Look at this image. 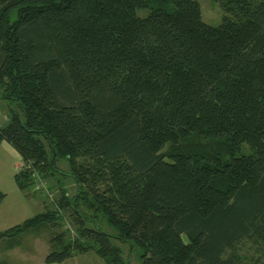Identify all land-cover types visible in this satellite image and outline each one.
Instances as JSON below:
<instances>
[{
	"label": "trees",
	"instance_id": "1",
	"mask_svg": "<svg viewBox=\"0 0 264 264\" xmlns=\"http://www.w3.org/2000/svg\"><path fill=\"white\" fill-rule=\"evenodd\" d=\"M214 1L216 27L195 0H0L15 183L42 193L65 160L76 188L0 231L8 249L68 210L47 264H131L113 240L140 264H264V0Z\"/></svg>",
	"mask_w": 264,
	"mask_h": 264
},
{
	"label": "rangeland",
	"instance_id": "2",
	"mask_svg": "<svg viewBox=\"0 0 264 264\" xmlns=\"http://www.w3.org/2000/svg\"><path fill=\"white\" fill-rule=\"evenodd\" d=\"M200 7L201 19L204 23L210 26H218L223 17V12L217 2L214 0H195ZM146 10H137L136 14L139 17L147 15ZM12 110L19 112L17 105L14 102L3 99L0 96V126H4L9 118ZM242 148H247L243 145ZM22 166V161L17 151L6 141L0 142V190L5 195L0 203V231H4L18 225L28 218L35 216L44 211L45 206H50V203L59 195V187H62L69 196L76 192V188L72 179L67 175V163L65 160H60L57 163V171L54 177H47L45 180L46 186L41 190L42 193H33L34 187L30 186L27 190L28 196L23 194L17 187L14 175ZM53 200V201H52ZM80 210L87 215H91L84 205L79 204ZM92 216V215H91ZM65 228H56L55 230L43 229L38 233L28 232L17 238L16 245L10 249L7 248V242H0V261L5 264H46L44 262L45 256L55 249L49 240L62 230H69L70 234L74 236L75 228L72 226L70 212L65 210L64 213ZM99 223V222H98ZM48 228V227H47ZM102 230L112 232L104 223L101 226ZM115 245L121 249V256L124 260L131 264H140V254L142 249L132 243H119L113 240ZM91 259L82 261L79 256V264H107L100 257L94 253L88 255ZM87 257V258H89ZM86 258V257H85ZM71 262V261H70ZM69 264V263H67Z\"/></svg>",
	"mask_w": 264,
	"mask_h": 264
},
{
	"label": "crops",
	"instance_id": "3",
	"mask_svg": "<svg viewBox=\"0 0 264 264\" xmlns=\"http://www.w3.org/2000/svg\"><path fill=\"white\" fill-rule=\"evenodd\" d=\"M89 253H93V252H90V251H89V252H85V253L77 254V255H74V256H72V257L66 259V260L63 261L62 263H52V264H67V263H69V264H79L77 258H79V256H81V257H84V258H82V261H88V260L91 259V258L88 256ZM94 254H95V253H94ZM95 255H96V254H95ZM85 257H86V258H85ZM87 257H89V258H87ZM70 261H71V262H70ZM46 264H47V263H46ZM89 264H93L92 261H91Z\"/></svg>",
	"mask_w": 264,
	"mask_h": 264
},
{
	"label": "built area",
	"instance_id": "4",
	"mask_svg": "<svg viewBox=\"0 0 264 264\" xmlns=\"http://www.w3.org/2000/svg\"><path fill=\"white\" fill-rule=\"evenodd\" d=\"M43 185H44L43 183H42V185H37L36 188H37V189H38V188L40 189V187L43 186ZM43 187H44V186H43Z\"/></svg>",
	"mask_w": 264,
	"mask_h": 264
}]
</instances>
